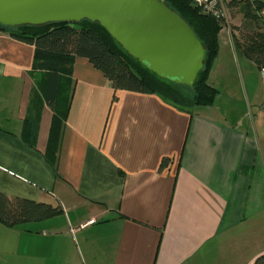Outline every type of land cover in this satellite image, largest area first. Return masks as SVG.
I'll return each instance as SVG.
<instances>
[{
    "label": "crops",
    "instance_id": "1",
    "mask_svg": "<svg viewBox=\"0 0 264 264\" xmlns=\"http://www.w3.org/2000/svg\"><path fill=\"white\" fill-rule=\"evenodd\" d=\"M224 1L232 16L211 105L186 111L117 91L77 57L55 164L35 46L0 32V193L59 210L0 220V264H254L264 254V75L237 49L240 6Z\"/></svg>",
    "mask_w": 264,
    "mask_h": 264
},
{
    "label": "trees",
    "instance_id": "2",
    "mask_svg": "<svg viewBox=\"0 0 264 264\" xmlns=\"http://www.w3.org/2000/svg\"><path fill=\"white\" fill-rule=\"evenodd\" d=\"M194 29L207 49L203 70L193 87L162 78L130 55L99 23L89 19L80 22L47 23L6 27L0 32L35 46L34 68L45 72L42 89L54 111L46 157L56 163L61 124L67 117L72 94V67L77 57H84L112 82L113 87L141 93L158 94L186 111L211 105L218 93L209 82V74L219 52V34L223 21L204 13L193 0H165ZM244 15L241 25H232L238 51L258 68H264V2L234 0ZM117 97L115 96V99ZM167 158L162 166L168 163ZM57 208L29 199L0 193V220L9 226L40 221L58 213ZM254 264H264V254Z\"/></svg>",
    "mask_w": 264,
    "mask_h": 264
},
{
    "label": "water",
    "instance_id": "3",
    "mask_svg": "<svg viewBox=\"0 0 264 264\" xmlns=\"http://www.w3.org/2000/svg\"><path fill=\"white\" fill-rule=\"evenodd\" d=\"M99 22L134 58L162 78L193 87L207 49L165 0H0V25Z\"/></svg>",
    "mask_w": 264,
    "mask_h": 264
},
{
    "label": "built area",
    "instance_id": "4",
    "mask_svg": "<svg viewBox=\"0 0 264 264\" xmlns=\"http://www.w3.org/2000/svg\"><path fill=\"white\" fill-rule=\"evenodd\" d=\"M193 2L204 13L209 14L219 20L223 19L227 13V5L225 4L224 0H193ZM262 73L264 75V68L262 69ZM91 222H95V219H92Z\"/></svg>",
    "mask_w": 264,
    "mask_h": 264
},
{
    "label": "rangeland",
    "instance_id": "5",
    "mask_svg": "<svg viewBox=\"0 0 264 264\" xmlns=\"http://www.w3.org/2000/svg\"><path fill=\"white\" fill-rule=\"evenodd\" d=\"M236 12H237V10H236ZM231 13H232V11H229L228 10V8H227V13H226V15H225V17L223 18V19H221V21H223V22H226L227 21V19H230V17L232 16L231 15ZM237 13H239L237 16H236V14ZM234 16H236L237 18L239 17V16H241V10L239 11V12H237ZM239 19H240V17L237 19L238 21H239ZM222 97V96H221Z\"/></svg>",
    "mask_w": 264,
    "mask_h": 264
}]
</instances>
